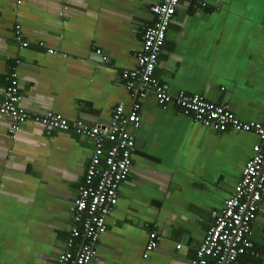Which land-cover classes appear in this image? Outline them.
Listing matches in <instances>:
<instances>
[{"label":"crops","instance_id":"obj_1","mask_svg":"<svg viewBox=\"0 0 264 264\" xmlns=\"http://www.w3.org/2000/svg\"><path fill=\"white\" fill-rule=\"evenodd\" d=\"M157 1L0 0V100L18 62L25 111L108 124L117 105L131 104L121 74L136 65ZM197 1L176 7L155 77L171 95L198 94L244 122H263L264 0ZM15 25L28 47L14 39ZM140 115L130 174L89 264H190L258 142L163 110L152 94ZM11 123L0 115V264H57L93 143L72 131L46 136L32 121L12 131ZM150 231L157 246L144 258ZM250 240L257 255L235 264H261L264 197Z\"/></svg>","mask_w":264,"mask_h":264},{"label":"built area","instance_id":"obj_2","mask_svg":"<svg viewBox=\"0 0 264 264\" xmlns=\"http://www.w3.org/2000/svg\"><path fill=\"white\" fill-rule=\"evenodd\" d=\"M179 2L158 0L150 6L155 19L143 31L141 47L135 55L136 65L121 74L131 104L127 109L122 103L117 105L108 124L69 121L62 114L52 111L28 113L19 103L18 62L7 73V86L0 100V115L10 118L12 131L18 125L32 121L40 125L46 136L56 131H72L93 143L83 184L72 201L73 224L65 242L66 248L59 253L57 264H89L96 258L99 237L106 231V220L118 202L119 184L130 174L135 140L141 127V104L149 94L154 96L161 109L174 106L177 116L191 117L206 129L253 133L257 136L258 142L252 147V154L242 168L239 181L234 185L232 194L224 200L222 209L212 212L213 224L190 264H235L246 253L257 255L252 250L250 236L252 223L264 197V121L244 122L234 115L226 103L212 102L198 94L180 91L177 95H171L155 77L158 58ZM13 37L20 48L28 47L29 43L22 39L19 25H15ZM36 45L44 48L43 42ZM46 51L55 54L53 49ZM96 54L101 56L102 61L107 60L100 49L96 50ZM157 241V232L150 231L144 258L156 248ZM261 264H264V253Z\"/></svg>","mask_w":264,"mask_h":264},{"label":"trees","instance_id":"obj_3","mask_svg":"<svg viewBox=\"0 0 264 264\" xmlns=\"http://www.w3.org/2000/svg\"><path fill=\"white\" fill-rule=\"evenodd\" d=\"M195 1V0H194ZM197 1V0H196ZM197 3L199 4V2L197 1ZM174 17V16H173ZM163 49V48H162ZM161 53H162V51L160 52V55H161ZM160 55H159V57H160ZM158 60H159V58H158Z\"/></svg>","mask_w":264,"mask_h":264}]
</instances>
